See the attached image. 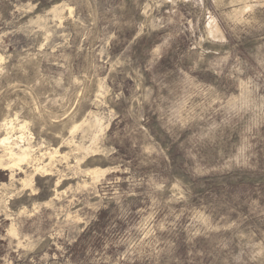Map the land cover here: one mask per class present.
Listing matches in <instances>:
<instances>
[{
	"label": "rangeland",
	"instance_id": "1",
	"mask_svg": "<svg viewBox=\"0 0 264 264\" xmlns=\"http://www.w3.org/2000/svg\"><path fill=\"white\" fill-rule=\"evenodd\" d=\"M0 264H264V0H0Z\"/></svg>",
	"mask_w": 264,
	"mask_h": 264
},
{
	"label": "bare ground",
	"instance_id": "2",
	"mask_svg": "<svg viewBox=\"0 0 264 264\" xmlns=\"http://www.w3.org/2000/svg\"><path fill=\"white\" fill-rule=\"evenodd\" d=\"M7 144L9 145L8 138H4L1 140V145L6 146ZM17 148L18 151L14 152V150L11 147H6V149L9 150L7 156H9V159L13 163V166H19V164L27 163L30 159V151H29L30 148H28V146L27 148H20V146L19 147L17 146ZM41 170L45 171L44 167L40 166V168L36 169V171H41Z\"/></svg>",
	"mask_w": 264,
	"mask_h": 264
}]
</instances>
